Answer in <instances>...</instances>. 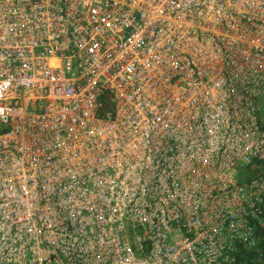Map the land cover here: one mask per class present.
Segmentation results:
<instances>
[{"label": "built area", "instance_id": "obj_1", "mask_svg": "<svg viewBox=\"0 0 264 264\" xmlns=\"http://www.w3.org/2000/svg\"><path fill=\"white\" fill-rule=\"evenodd\" d=\"M264 264V0H0V264Z\"/></svg>", "mask_w": 264, "mask_h": 264}, {"label": "trees", "instance_id": "obj_2", "mask_svg": "<svg viewBox=\"0 0 264 264\" xmlns=\"http://www.w3.org/2000/svg\"><path fill=\"white\" fill-rule=\"evenodd\" d=\"M256 256V251L254 249L240 248L236 253L235 264H255L254 257Z\"/></svg>", "mask_w": 264, "mask_h": 264}]
</instances>
